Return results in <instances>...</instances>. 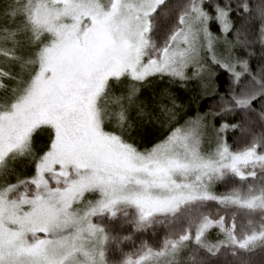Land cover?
<instances>
[{"label": "snow or ice", "instance_id": "6c2138e0", "mask_svg": "<svg viewBox=\"0 0 264 264\" xmlns=\"http://www.w3.org/2000/svg\"><path fill=\"white\" fill-rule=\"evenodd\" d=\"M0 264H264V0H0Z\"/></svg>", "mask_w": 264, "mask_h": 264}]
</instances>
